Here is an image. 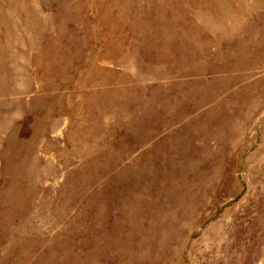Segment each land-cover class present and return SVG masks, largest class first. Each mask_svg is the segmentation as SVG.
<instances>
[{
	"label": "rangeland",
	"instance_id": "1",
	"mask_svg": "<svg viewBox=\"0 0 264 264\" xmlns=\"http://www.w3.org/2000/svg\"><path fill=\"white\" fill-rule=\"evenodd\" d=\"M0 264H264V0H0Z\"/></svg>",
	"mask_w": 264,
	"mask_h": 264
}]
</instances>
